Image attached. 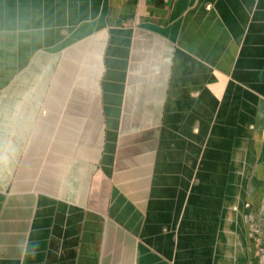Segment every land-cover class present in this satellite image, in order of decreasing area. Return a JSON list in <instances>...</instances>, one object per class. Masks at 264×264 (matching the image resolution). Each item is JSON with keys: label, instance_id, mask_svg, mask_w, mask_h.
Here are the masks:
<instances>
[{"label": "crops", "instance_id": "1", "mask_svg": "<svg viewBox=\"0 0 264 264\" xmlns=\"http://www.w3.org/2000/svg\"><path fill=\"white\" fill-rule=\"evenodd\" d=\"M262 203L264 0H0V264H258Z\"/></svg>", "mask_w": 264, "mask_h": 264}, {"label": "built area", "instance_id": "2", "mask_svg": "<svg viewBox=\"0 0 264 264\" xmlns=\"http://www.w3.org/2000/svg\"><path fill=\"white\" fill-rule=\"evenodd\" d=\"M245 206L247 208L251 207L250 203H246ZM264 214V203L261 204L259 208V215ZM246 223L249 228L250 234L255 237V241L257 242V251H256V256H257V262L258 264H264V245L261 243L262 239H260V228L258 224L255 221V217L252 215H247L246 216ZM259 237V238H258Z\"/></svg>", "mask_w": 264, "mask_h": 264}]
</instances>
